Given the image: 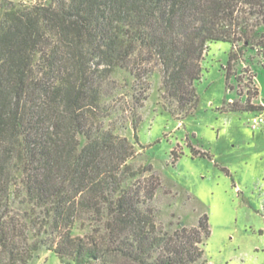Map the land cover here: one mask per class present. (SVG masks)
<instances>
[{"label": "trees", "instance_id": "16d2710c", "mask_svg": "<svg viewBox=\"0 0 264 264\" xmlns=\"http://www.w3.org/2000/svg\"><path fill=\"white\" fill-rule=\"evenodd\" d=\"M32 1L0 0V251L9 264L41 246L66 264H198L208 215L159 224L156 185L132 182L150 169H134L135 145L105 128L100 100L114 69L138 81L160 64L166 96L193 109L210 43L231 46L227 79L235 49L264 51V0ZM87 220L98 228L75 234Z\"/></svg>", "mask_w": 264, "mask_h": 264}, {"label": "rangeland", "instance_id": "374dc122", "mask_svg": "<svg viewBox=\"0 0 264 264\" xmlns=\"http://www.w3.org/2000/svg\"><path fill=\"white\" fill-rule=\"evenodd\" d=\"M230 51L227 42L209 44L193 109L183 111L166 96L160 64L138 81L129 71L114 69L100 108L105 128L135 145L134 169H150L132 182L156 185L150 205L165 230L192 228L208 215L211 235L203 239L198 264H264V122L253 127L254 118L264 119V51L235 49L238 58L227 79ZM232 103L256 109H232ZM83 224L86 228H76L75 234L98 228L92 220ZM36 234L28 230L18 249L31 254L29 243L38 239ZM9 262L0 251V264ZM27 264L66 263L41 246Z\"/></svg>", "mask_w": 264, "mask_h": 264}, {"label": "built area", "instance_id": "2783aa9c", "mask_svg": "<svg viewBox=\"0 0 264 264\" xmlns=\"http://www.w3.org/2000/svg\"><path fill=\"white\" fill-rule=\"evenodd\" d=\"M253 121H254L253 127L256 129L260 123L264 122V119L256 117V118H254Z\"/></svg>", "mask_w": 264, "mask_h": 264}]
</instances>
